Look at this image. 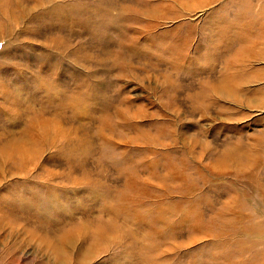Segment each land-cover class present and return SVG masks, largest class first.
<instances>
[{"label":"rangeland","instance_id":"rangeland-1","mask_svg":"<svg viewBox=\"0 0 264 264\" xmlns=\"http://www.w3.org/2000/svg\"><path fill=\"white\" fill-rule=\"evenodd\" d=\"M0 264H264V0H0Z\"/></svg>","mask_w":264,"mask_h":264},{"label":"bare ground","instance_id":"bare-ground-1","mask_svg":"<svg viewBox=\"0 0 264 264\" xmlns=\"http://www.w3.org/2000/svg\"><path fill=\"white\" fill-rule=\"evenodd\" d=\"M17 17V16H16ZM7 31V30H6ZM219 91V90H218ZM56 126V125H55ZM44 133V132H43ZM14 150V149H13ZM21 150V151H20ZM22 150H24L25 151V149H21L20 148V146H16V148H15V150L13 151V153H15L16 154V151H17V153H18V156H20L21 155V152H22ZM4 152V153H3ZM2 153L5 155V157H6V159L8 158V159H12V158H14V155L12 154V152H6V150H4ZM2 164H3V162H2Z\"/></svg>","mask_w":264,"mask_h":264}]
</instances>
